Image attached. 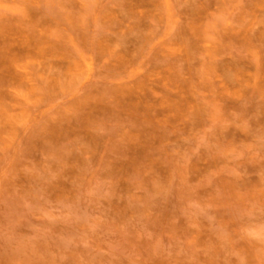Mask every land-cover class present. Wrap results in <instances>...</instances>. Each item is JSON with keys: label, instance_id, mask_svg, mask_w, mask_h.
<instances>
[{"label": "rangeland", "instance_id": "obj_1", "mask_svg": "<svg viewBox=\"0 0 264 264\" xmlns=\"http://www.w3.org/2000/svg\"><path fill=\"white\" fill-rule=\"evenodd\" d=\"M0 264H264V0H0Z\"/></svg>", "mask_w": 264, "mask_h": 264}]
</instances>
